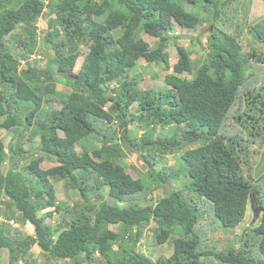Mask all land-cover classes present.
<instances>
[{
    "label": "trees",
    "instance_id": "1",
    "mask_svg": "<svg viewBox=\"0 0 264 264\" xmlns=\"http://www.w3.org/2000/svg\"><path fill=\"white\" fill-rule=\"evenodd\" d=\"M250 5L0 0V129L18 133L8 147L0 136V215L6 220L0 221V250H7L8 264L33 245L50 264H96L98 258L103 264H264V149L255 179L242 169L250 168L248 138L264 137V77L258 82L259 65H252L264 62V54L254 46L245 53L240 40L248 25L252 41L264 46V18L241 21ZM200 7L207 18L197 14ZM43 14L48 27L40 35L36 23ZM200 21L211 27L207 54L192 59L178 46L170 64L163 53L170 39L181 37L175 22L194 27ZM142 32L157 44L151 47ZM41 43L48 57L37 69L36 62L43 63L30 56ZM81 45L86 54L73 72ZM140 58L171 70L162 86L142 87L138 75L129 78ZM34 137L36 154L24 149ZM133 150L150 164L145 175L126 170L124 154ZM168 154L175 158L169 167ZM43 157L55 164L41 168ZM51 179L80 199L64 206ZM171 179L179 187L147 204V193ZM197 197L210 204L211 229L236 228L249 203L260 212L237 246L210 247L197 228ZM53 216L55 223L45 221ZM17 219L32 233L9 228ZM150 223L155 245H171L167 257L154 260L136 249Z\"/></svg>",
    "mask_w": 264,
    "mask_h": 264
},
{
    "label": "rangeland",
    "instance_id": "2",
    "mask_svg": "<svg viewBox=\"0 0 264 264\" xmlns=\"http://www.w3.org/2000/svg\"><path fill=\"white\" fill-rule=\"evenodd\" d=\"M241 1V0H240ZM244 1V0H242ZM191 7L186 5V9H190ZM47 10V9H46ZM197 14L200 15L201 19H205L208 16L207 11L200 7L199 11L198 9H195ZM231 8L227 10V14L230 13ZM241 21L242 19H246L247 22L252 21L256 18H264V0H251V5L248 9V15H240ZM48 16H45L44 14L37 20V27H38V33L40 35H43L45 30L48 27ZM176 31L175 34L180 35L181 37L170 39L167 42V45L165 46V51L163 55L168 58L169 63L173 64L176 62L178 58L177 53V47L178 46H184L186 47L191 54L192 59H199L207 54V41H208V35L211 31V27L209 26V23L207 21H200L198 24H196L194 27H181L179 24L175 22ZM249 26L244 25L243 32L241 33L242 36L240 37L243 51L249 52L251 50L250 46H254L255 48H258V51L264 54V46L261 42H254L251 39V36L248 32ZM142 38L149 43L151 47H154L157 44L158 39L154 36H151L147 33H141ZM249 43V44H248ZM47 52V49L42 45V43L37 48L36 52L33 53L30 58L41 61L42 64H37V69H40L42 66L44 67L46 61H47V55L45 54ZM86 54V48L84 45H81V54L76 59V64L74 66L73 72H77L81 66L82 60ZM255 64L259 65L256 69V75L255 78H257L258 82H260L261 79L264 77V62L261 63H252L254 66ZM24 65V64H22ZM171 70H163L159 65H156L154 63H147L143 58H140L138 61V64L136 66V69L132 70L130 73V77H134L133 75H138L140 78V85L142 87H158L162 86L164 84L163 80L168 77L169 72ZM264 82V79L262 80ZM114 85V83H113ZM56 89L62 90L66 89L68 90V85L57 83ZM55 105L57 106V100ZM134 126L128 123V127L131 128L132 131H134ZM142 132V129L138 130V133L140 134ZM16 132L9 131L6 129H0V136L3 139L5 146L8 147V145L13 142V135ZM18 134V133H16ZM15 134V135H16ZM27 138V137H24ZM92 142H96L95 139L92 140ZM38 138L34 137L31 140H26L24 143V149L25 150H32L35 152V147L37 146ZM76 149L79 151L81 149L80 146H77ZM264 149V137L261 135L257 136H250L248 138V157H249V171L246 170L245 164L243 165L242 169L244 174H247V172L250 174V176L255 179V166L259 160L260 152ZM167 159L166 164L167 167L171 166L173 162H175V158L168 154L165 156ZM126 163V170L129 171L133 177H138L141 174L145 175L148 170L147 166H150V164L147 161H143V158L138 157V153L136 150H133L131 152L126 151L124 154V160ZM55 163L48 159L47 157H43V160L39 162V166L41 168H47L51 165H54ZM134 167L132 169L130 166ZM163 163L158 162L156 165V169L158 170L161 168ZM7 167V164L4 165V169ZM51 182L53 183V186L56 191L57 195V201L63 203L65 206L66 203L71 202L74 199H80L78 194L73 195L72 191L69 190V187H67L62 180H56L51 179ZM180 182L179 180L171 179L167 184H164L160 187H157L156 189H153V191L147 193V197L145 198L147 201V204L152 203L157 197H161L165 193L169 192L171 188L179 187ZM72 196V197H71ZM188 197V194H186ZM195 197V195H194ZM198 207H199V214L200 219L199 223L197 225V228L201 232L203 236V244H208L211 246H216L219 249L224 248L229 243L233 244L234 246H237L239 244V239L241 238V234L244 231L245 228L248 226H251L257 218H255L253 210L251 209V204H248V209L246 211L245 218L243 222H241L236 228L231 230H223L219 227L211 229L209 228L208 224H211V215H212V209L210 208V204L206 202L205 200H201L199 197L196 198ZM125 205V204H124ZM211 209V214L210 210ZM57 216V215H56ZM213 216V215H212ZM0 221L6 222V220L0 215ZM48 223H55L57 221V218L54 216L49 218L47 217L45 219ZM216 222V221H214ZM217 224V222H216ZM9 228L13 229V231L17 234H20L22 236H25L27 234L32 233V227L29 223H22L21 220L17 219L14 221H8ZM179 230V228H178ZM12 232V234H14ZM177 233H174L173 236H177ZM153 223H150L147 228L143 231L139 242L136 244V249H139L140 251L144 252L145 254L149 255L152 259L156 260L159 257H167L171 251V245L166 242L163 245H155L153 241ZM28 261L27 263H25ZM104 260L99 259L97 260L96 264H103ZM0 264H8V252L6 249L0 250ZM15 264H50L48 261H46L45 257L40 253V248L37 245H33L30 247L29 252L25 257H21ZM61 264H66L62 262ZM207 264H219L218 262L212 260L211 262Z\"/></svg>",
    "mask_w": 264,
    "mask_h": 264
},
{
    "label": "water",
    "instance_id": "3",
    "mask_svg": "<svg viewBox=\"0 0 264 264\" xmlns=\"http://www.w3.org/2000/svg\"><path fill=\"white\" fill-rule=\"evenodd\" d=\"M259 212H260V208L258 207V208H256V209L254 210V215H255V216H258Z\"/></svg>",
    "mask_w": 264,
    "mask_h": 264
},
{
    "label": "bare ground",
    "instance_id": "4",
    "mask_svg": "<svg viewBox=\"0 0 264 264\" xmlns=\"http://www.w3.org/2000/svg\"><path fill=\"white\" fill-rule=\"evenodd\" d=\"M259 215V214H258ZM255 216V215H254Z\"/></svg>",
    "mask_w": 264,
    "mask_h": 264
}]
</instances>
